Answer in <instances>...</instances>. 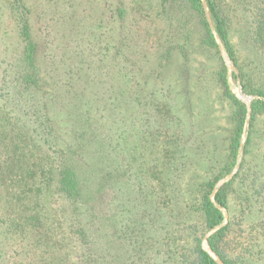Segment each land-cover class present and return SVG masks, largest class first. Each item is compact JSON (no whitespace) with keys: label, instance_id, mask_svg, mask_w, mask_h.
<instances>
[{"label":"trees","instance_id":"16d2710c","mask_svg":"<svg viewBox=\"0 0 264 264\" xmlns=\"http://www.w3.org/2000/svg\"><path fill=\"white\" fill-rule=\"evenodd\" d=\"M205 1L207 10L204 0H111L108 9L101 0H0V264H221L212 252L224 264H264V246L245 243L232 216L226 222L241 167L213 195L237 164L246 120L223 157L212 148L196 157L183 132L161 169L141 144L149 143L148 122L135 130L133 116L150 114V103L181 131L177 107L165 94L148 101L147 85L162 94L166 82L177 105L189 92H176L173 56L158 32L157 41L139 42L137 56L115 52L156 6L164 14L152 22L177 19L183 28L171 42L179 41L184 73L197 52L221 53L218 36L234 78L260 96L254 125L264 118V0ZM103 28L125 38L103 40ZM228 95L245 117V104ZM195 164L205 166L200 177L188 172Z\"/></svg>","mask_w":264,"mask_h":264},{"label":"rangeland","instance_id":"374dc122","mask_svg":"<svg viewBox=\"0 0 264 264\" xmlns=\"http://www.w3.org/2000/svg\"><path fill=\"white\" fill-rule=\"evenodd\" d=\"M101 1L107 5L106 9H108L111 0ZM126 1L128 2L129 6H131V0ZM158 11L163 13V10L160 6H156L151 10L153 16H149L148 12L143 11L147 15H142L143 19L138 20L136 24L138 29L137 34L130 37L128 36V39H126L124 42H121V44L127 45L120 46L117 44L115 52L118 53L119 58L126 55L131 57L137 56L139 51L143 49V45H138L139 42L142 39L145 40L144 44L157 41L158 39L156 36L158 32L162 35V39L165 41L167 50L173 56L174 62L171 68L173 71L172 76L174 82L178 83L175 90L176 92H179L180 90L189 92L190 101L186 102L185 100H182L180 96V100L178 101L177 105L174 100L169 99L170 94L167 86L168 84L166 82L158 84L164 87L165 93L161 90L163 95L160 92H156L152 95L151 90L154 83L151 82L147 85V93H149V96L147 97L148 101H152V103H154V100L158 102L162 99L163 101V96L165 94L166 103L175 105L177 107V109H173V111L174 113L178 112L176 118H180L179 129L181 131H174V127L171 124L165 122L168 115L156 116L155 108L150 103L147 105V108L150 110V114L144 113L142 116L134 114V129H139L138 122H148L149 143H145L141 138V144L142 146H147L145 147V153H147L148 159L152 160V164H155L154 161H158V165L161 169H163V165L166 164V159L164 157L167 153L173 152L171 145L174 144L177 136L181 135V139L188 137L187 133L186 135H182L183 132H190V137L188 138L193 137L194 141H192V143L195 145V147H197L193 151L196 157L208 155L211 151V148L216 153V155H222L223 157L228 152V138L231 139L232 136H234L235 131L240 126V123H242L241 120H246L244 124L239 155L237 158V164L230 174L224 175L218 180L213 195L222 185L230 181L241 167L242 170L239 173L240 177L237 181L241 180V183L246 187L237 181L230 187L229 196H231L236 205L232 203L231 211L227 209L224 210L226 222H228L232 216L234 223L239 224H237L234 230L235 232L239 230L242 233L243 237L245 238L244 242H259L261 243V247H263L264 128H262V126L264 125V118L261 117L258 122H252L254 125H251V121L253 120L250 114L252 101L256 98H259L260 96L245 91L241 81H237V79L234 78L233 71H235L236 68L232 60L229 58L221 41L219 42L221 53H210V51H205L204 53L197 52L189 62V67L186 72H182V70L179 68L181 65L185 64V58L179 53L181 50V48H179L180 44H178L179 41H171L175 39L174 34L177 36V33L180 30L183 31V28L178 24L177 19H175L176 24L170 26L172 27V31L169 29L170 27L166 25L165 21L158 24L152 22V18L158 13ZM106 12L107 17L105 18L107 19V23H105V25L109 26L111 23V19L108 17L110 12L107 10ZM173 13L174 15H179L178 6L176 7V10L173 11ZM157 25H159V27ZM190 26L186 28L192 30L194 35L199 37L200 41L202 31L197 28L195 24H191ZM167 28V35L169 34L168 36L166 35ZM102 31L103 35L101 38L103 40L115 38L117 41H120L122 38H125L124 35H116L113 37L112 35L110 36L111 31L106 28H103ZM193 41L194 44L192 49H196L195 46L197 41L195 38ZM193 41L187 45L191 47ZM223 63H225V66ZM230 65H232L234 69H232ZM223 73L227 75V85H225V81L223 79L221 80V74ZM136 85L139 84L136 83ZM183 85L189 88L183 89ZM228 92L233 93L235 97L248 108L249 113L245 115V117H243V113L239 112V107L232 104L234 101L229 100ZM139 100L140 99L133 102V104H137L133 107V112L136 111ZM162 106H164V104ZM164 111L166 110L164 109ZM138 142L139 141L133 142V145L135 146H133L135 150L134 153L135 155H142L139 153L141 148H137V145H135ZM184 152L185 151H181L182 154H184ZM223 162L225 163L226 160H221V168H224ZM204 170L205 166H198V164H195L194 166L189 167L188 172L191 175L195 174L197 177H200V175L203 174L201 172H204ZM235 188L237 193H234ZM242 204L245 207H242ZM212 231H214V229ZM209 235L210 232L205 236L204 241H206V238Z\"/></svg>","mask_w":264,"mask_h":264},{"label":"water","instance_id":"95a60500","mask_svg":"<svg viewBox=\"0 0 264 264\" xmlns=\"http://www.w3.org/2000/svg\"><path fill=\"white\" fill-rule=\"evenodd\" d=\"M204 4H205V6H206V10H207V3H206V1L204 0ZM208 12V11H207ZM217 39H218V41L220 42V39H219V37L217 36ZM230 67L232 68V69H234V67L232 66V65H230ZM212 252V251H211ZM212 254H213V256L216 258V260H218L221 264H224L222 261H221V259L214 253V252H212Z\"/></svg>","mask_w":264,"mask_h":264}]
</instances>
